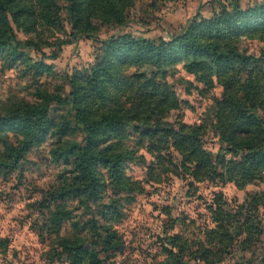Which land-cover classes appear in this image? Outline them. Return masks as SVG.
Masks as SVG:
<instances>
[{
    "label": "trees",
    "instance_id": "obj_1",
    "mask_svg": "<svg viewBox=\"0 0 264 264\" xmlns=\"http://www.w3.org/2000/svg\"><path fill=\"white\" fill-rule=\"evenodd\" d=\"M22 1L0 0V46L13 42L15 49L32 46L40 50L36 42H21L14 35L9 15L17 24L18 16L34 15L20 7ZM68 1L70 11L82 12L78 8L82 0ZM97 1L104 5L105 19L119 23L132 4V0H90L94 8ZM48 2L58 6V0ZM77 17L80 15H73ZM78 25L75 19L73 29ZM245 37L264 41V2L247 8L220 2L211 17L192 18L170 39L157 43L130 33L111 35L89 71L67 77L71 86L68 97L41 94V103L35 108L0 113V125L27 133L23 141L0 142V176L18 166L31 144L47 135L62 139L73 120L82 124L84 143L54 152L65 164L58 174L59 186L47 190L38 202L37 210L47 211L44 228L50 249L64 255L69 264H101L102 256L122 248L113 223L121 219L132 195L144 190L140 180L126 175V163L142 165L147 182L152 183H159L167 174L188 186L229 181L242 189L264 181V61L243 49ZM115 62L131 70L117 74ZM179 62L203 85L199 89L187 81L189 88L201 93L221 88L218 97L210 98V119L191 124L168 120L181 102L168 81V70ZM87 87L93 105L83 93ZM53 103H68L67 115L72 118L63 116L56 123L50 115ZM210 124L231 157L214 154L204 146ZM140 149L149 160L137 155ZM100 169L108 181L101 180ZM107 187L111 196L103 193ZM259 207H264V189L247 192L244 202L234 205L221 192L215 193L205 204L207 218L202 224L186 217V231V223L180 222V230L165 235L166 261L183 264L187 257L195 263L217 264L234 248L248 249L261 234Z\"/></svg>",
    "mask_w": 264,
    "mask_h": 264
},
{
    "label": "rangeland",
    "instance_id": "obj_2",
    "mask_svg": "<svg viewBox=\"0 0 264 264\" xmlns=\"http://www.w3.org/2000/svg\"><path fill=\"white\" fill-rule=\"evenodd\" d=\"M220 2L247 8L264 0H132L126 19L121 23L105 19L104 5L100 1L94 8L90 0H82L78 6L82 12L74 14L69 10L71 4L68 0H58L57 7L48 0H23L20 7L34 11V15L18 16V24L9 15L14 35L21 42L28 39L36 42L40 50L32 46L15 49L13 42L0 46V113L35 108L41 103V94L68 97L71 86L67 77L89 71L111 35L130 33L134 37L150 38L155 43L159 39L168 40L192 18L211 17ZM73 15L80 17L73 18ZM53 19L57 21L53 22ZM75 19L79 25L73 29ZM241 44L243 49L264 61V41L245 37ZM113 67L117 74L131 70L128 65L118 62ZM173 67L168 70V81L181 102L170 112L168 120L191 124L210 119V98L218 97L221 88L216 86L201 93L202 83L187 74L180 62ZM187 81H192L199 89L189 88ZM83 91L88 94V103L93 105L88 87ZM94 105L98 106V102ZM50 109L51 117L58 123L63 120L61 117L68 116L70 105L53 103ZM81 125L73 120L71 129L62 139L47 135L44 140L31 144L18 166L1 174L0 264H69L64 255L58 256L56 250L50 249L49 236L44 228L47 211L41 213L37 206L47 190L58 185V174L65 167L62 157L54 156V152L61 147L69 151L84 143ZM16 131L8 125H0V142L26 139L25 130ZM203 141L214 154L221 152L228 158L233 155L222 149L226 145L211 124ZM139 154L150 159L143 149L137 151ZM125 173L140 180L144 190L135 192L132 200L124 204L123 216L113 223L122 248L113 255L102 256L101 264H168L164 251L167 247L165 235L180 230V222L186 223L187 228L183 230L186 231L188 219L202 224L207 218L205 204L215 193L221 192L226 201L234 205L244 202L247 192L264 189V181L247 184L242 189L229 181H203L188 186L184 180L171 174L164 176L159 183L147 182L145 168L136 162L126 163ZM99 176L102 181H108L103 169L99 170ZM103 193L111 196L108 187ZM257 214L261 234L255 237L251 247L246 250L234 248L217 264H264V207H259ZM183 264L205 263H195L185 257Z\"/></svg>",
    "mask_w": 264,
    "mask_h": 264
}]
</instances>
